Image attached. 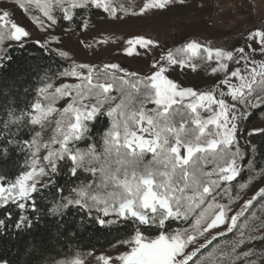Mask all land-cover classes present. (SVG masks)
Instances as JSON below:
<instances>
[{"label": "snow or ice", "instance_id": "snow-or-ice-1", "mask_svg": "<svg viewBox=\"0 0 264 264\" xmlns=\"http://www.w3.org/2000/svg\"><path fill=\"white\" fill-rule=\"evenodd\" d=\"M183 5L185 0H178ZM19 7L28 11L27 5H34L42 16L32 15L31 19L41 28L48 22V27L56 24L54 12L59 9L63 18L71 21L76 9H104L112 17L119 12L133 16L144 15L149 9H164L173 0H144L139 13L123 5L116 6L114 0H17ZM7 11L0 15V44L5 36L23 45L30 32L25 27L8 19ZM87 20L83 26L87 27ZM10 25V27H8ZM8 28L7 33L3 31ZM53 37V40H57ZM251 42L258 44L261 56H264V28L248 34ZM125 52L131 56L136 47L149 48L155 41L143 36H136L127 41ZM251 43L237 49L228 50L212 47L191 40L176 49V53L185 54L177 59L173 51L162 54L159 61L171 65H188L194 57L201 61L216 62L213 73H224L217 88L196 91L193 87H183L166 75L167 69L159 61L155 62L150 75L140 76L137 72L127 71L118 63L104 64L96 69L91 64H74L70 70L60 73L62 76L76 77L79 83L62 84L49 92L53 85L46 84L38 91L48 100L42 106L39 99L31 108L36 114L27 112L17 117L29 118L31 125H44L52 113H57L55 134L50 143L43 144L47 150L42 163L37 153L41 144L39 131L34 139L24 141L31 152L30 170L24 171L14 181H5L0 177V207L8 204L25 210L27 201L33 200V193L39 191L38 185L48 187L43 178L57 172L58 162L66 157L72 161L70 171L75 175L78 170L92 173L96 177L93 184H81L70 190L72 194L63 197L56 206V211L69 206H80L89 213L98 215L100 224L113 225L120 218H132L140 225H151L163 229L170 218L188 221L195 217L189 228L177 229L172 233L160 232L155 238L146 237L139 228L135 230L127 244L129 251L119 254L115 260L108 255L97 257L101 264H190L201 248L212 244L217 237H224L234 230L238 235L233 240H224L221 244L195 261V264H258V255L253 248L239 252L240 246L256 241H264V219L255 212L250 218L238 223L259 199L264 209V186L259 187L251 198L244 200L234 214L232 205L240 199V194H233L231 186L222 187L221 182L236 180L243 168L241 161L245 156L244 148L238 139L239 126L249 108L264 106V59L256 60L251 53H246ZM2 50V48H0ZM256 51V49H252ZM66 57L67 52L61 51ZM230 64L238 65L230 70ZM81 70H87L86 73ZM235 81V82H233ZM115 89L116 95H113ZM59 97H68L69 102L62 110L52 106V101ZM148 104L155 107L149 109ZM107 106V115L112 118L111 127L103 135L102 145H89L87 150L70 146L87 133L85 121H91L97 113ZM201 110L208 113L202 116ZM254 133L264 134V128H255ZM60 137L59 139L57 137ZM58 145V147H53ZM182 149L186 154L182 155ZM254 151L255 147L251 146ZM151 154L150 159H146ZM129 157H139L138 166L147 167L145 175L137 176L127 164L119 167L113 161H122ZM162 160L163 163H157ZM250 175L246 182L238 185L240 190L247 189L252 182L264 177V168L256 171L252 161L248 165ZM219 197V199H218ZM226 198L227 202L220 200ZM34 207V203L31 205ZM51 211V210H50ZM114 216L116 219H105ZM27 216L18 217L16 227L29 223ZM5 220L0 219V228ZM226 226L223 231H216L205 244L192 251H186L197 237H204L210 230ZM259 233V234H257ZM214 253H218L214 257ZM72 264H81L80 260Z\"/></svg>", "mask_w": 264, "mask_h": 264}, {"label": "trees", "instance_id": "trees-1", "mask_svg": "<svg viewBox=\"0 0 264 264\" xmlns=\"http://www.w3.org/2000/svg\"><path fill=\"white\" fill-rule=\"evenodd\" d=\"M17 2V0H0V2ZM143 0H114L116 6L123 5L126 8L133 9L142 4ZM28 9L32 5H27ZM39 11V10H38ZM34 15L31 13V17ZM56 24L54 27L59 30H73L80 32L83 29V22L93 19H103L108 16L104 9L91 7L87 12L84 9H76L75 15L71 21L63 18V12L57 9L54 12ZM3 30L7 33L8 28ZM0 177L5 181H14L24 171L30 169L31 152L35 148H29L24 141L34 139L35 132L39 131L41 136L38 143L41 144L42 151L45 136L49 141L55 134L56 120L59 119L57 113L51 114L44 125H31L29 118L25 116L22 120L16 118L22 114L31 112L36 114V110L31 108L32 103L40 100L42 106H47L48 100L39 93V89L48 83H55L65 76L60 75L65 70H70L73 63L65 57L59 55L55 49L46 47L41 43L28 40L20 43H14L9 36H5L0 44ZM182 49V46L173 49ZM78 79V78H77ZM79 83V80L71 84ZM55 90L49 91L54 93ZM113 95H116L115 89ZM69 102L68 97H59L52 101V106L58 103L57 110H62ZM151 109L154 104L146 105ZM107 106L103 112L97 113L91 121H85L87 133L79 141L70 146L78 147L81 150H87L89 145H102L104 133L110 129L112 118L107 115ZM264 112V106L259 108H249L245 116V122L250 123L252 117L257 113ZM60 138L59 136L57 137ZM244 148L245 156L240 162L243 168L240 176L232 182H221L222 187L231 186L233 194L241 193L251 189L264 177H260L252 182L247 189L240 190L238 185L246 182L251 174L248 165L252 161L256 171L264 168V134L249 132L246 133L244 142L241 143ZM251 146L255 150H251ZM58 147V145L53 146ZM46 149L44 148V151ZM47 150L45 151L46 155ZM151 154H147L146 159H150ZM47 162L44 161V164ZM72 161L65 158L58 162L57 172L48 176V187H38L39 191L33 193V200L27 201L29 205L25 210H20L14 204H8L0 207V219L5 220V225L0 228V263L3 264H72L74 260H83L88 254L96 251H105L121 244L125 240H130L135 230L139 228L148 238H154L160 234L174 232L177 229L189 228L195 217H190L188 221L176 220L170 218L166 221L163 229L151 225H140L138 221L132 218H120L119 222L113 225L100 224L95 210L89 213L80 206H69L67 209L56 211V206L62 202L63 197H68L71 189L81 184H93L96 177L92 173L78 170L75 175L71 174ZM3 183V182H0ZM74 195V194H72ZM219 199V197H218ZM239 201V200H238ZM234 202V207L237 202ZM226 203V198L220 200ZM34 203V207L31 205ZM51 210V211H50ZM255 212L258 217L264 219V209L261 208V201L257 199L250 210L241 218L238 223H243L244 219L250 218ZM24 215L29 217L30 222L22 224L17 228L18 217ZM105 219H116L109 216ZM259 234V233H257ZM207 235V234H206ZM238 230L228 233L224 237H217L212 244L201 248L200 252L190 264H195L197 259L207 257L217 244L224 240H233L237 237ZM210 239V238H209ZM203 237H197L196 242L191 246L198 247V243ZM247 243L240 246L238 251L243 252L248 248H257L264 250V241ZM249 245V247H248ZM246 246V248H244ZM254 249V248H253ZM218 253H214V257ZM243 261V260H241ZM238 261L237 264H241ZM211 264V259L206 261Z\"/></svg>", "mask_w": 264, "mask_h": 264}, {"label": "rangeland", "instance_id": "rangeland-1", "mask_svg": "<svg viewBox=\"0 0 264 264\" xmlns=\"http://www.w3.org/2000/svg\"><path fill=\"white\" fill-rule=\"evenodd\" d=\"M143 2L140 6L130 10L139 13V8ZM5 11L9 13L8 19L10 21L18 23L30 32V36L24 41L34 40L58 52L65 51L68 53L65 58L70 60L73 65L88 63L94 68L100 69L104 64L118 63L127 71L146 76L154 70L153 65L159 61L162 54L166 55L168 51H173L176 47L182 46L183 48V45L191 40L228 50L251 43V48H246V53H251L258 61L264 59V56L259 53L258 44L248 39L249 32L264 28V0H185L183 5H180L178 0H173V3L166 8L149 9L142 16H133L131 11L127 15L124 12H119L117 17H112L108 13V16L103 19L87 21V27H83L79 33L73 30H59L54 25L48 27L47 21L45 26L41 28L31 19V13L42 16L34 5L25 11L19 7L17 2H0V15ZM3 30L6 31L5 28ZM136 36L151 39L155 41V44L146 49L137 46L134 54L129 56L125 52L128 47L127 41ZM53 37L58 39L53 40ZM252 49H256V51L253 52ZM173 53L177 59L183 58L185 55L183 53L178 54L175 50ZM159 62L166 67V75L170 79L183 87H193L196 91L217 88L219 79L224 75V73L212 72V67L216 66L214 59L201 61L198 57H194L192 63L197 65L196 68L188 65H171L167 61ZM236 66L238 65L230 64V70ZM81 71L86 73L87 70ZM76 80H78L76 77L65 76L53 83L52 89L48 91H53L62 84L73 83ZM57 106L58 103L53 105L56 109ZM201 114L204 117L209 115L203 110H201ZM255 128H264V112L255 114L250 123H246L244 117L239 126V142L243 143L246 133L253 132ZM45 143H50L47 135L45 136ZM45 151L43 147L38 155L41 161ZM181 154H186L184 149H182ZM46 170L50 174V169ZM43 179L45 183L48 181V177ZM40 186L38 185V187ZM261 186H264V178L259 180L251 189L241 193L239 201L229 215L239 210L244 200L251 198ZM225 227L221 226L218 229L210 230L198 243V247L205 244L206 240L211 238L216 231H223ZM252 247L258 255L251 257V259H257L258 264H264V250L254 245ZM194 248L196 247L189 245L186 251H192ZM129 250L127 244L121 243L109 250L91 252L80 261L81 264H101L97 259L98 256L108 255L115 260L119 254ZM240 263L245 264L244 261Z\"/></svg>", "mask_w": 264, "mask_h": 264}, {"label": "clouds", "instance_id": "clouds-1", "mask_svg": "<svg viewBox=\"0 0 264 264\" xmlns=\"http://www.w3.org/2000/svg\"><path fill=\"white\" fill-rule=\"evenodd\" d=\"M139 157H129L122 161H113L116 167H119L120 164H127L131 171H135L137 176L145 175L148 172L147 167H140L138 166ZM157 163H163L162 160H158Z\"/></svg>", "mask_w": 264, "mask_h": 264}]
</instances>
